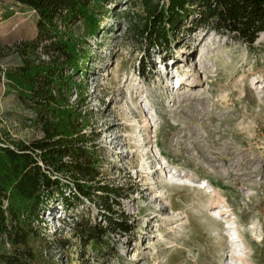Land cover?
Masks as SVG:
<instances>
[{"label": "rangeland", "instance_id": "374dc122", "mask_svg": "<svg viewBox=\"0 0 264 264\" xmlns=\"http://www.w3.org/2000/svg\"><path fill=\"white\" fill-rule=\"evenodd\" d=\"M106 9L99 34L87 39L85 69L73 74L82 96H69L81 100L102 181L126 189L120 210L132 231H110L102 249L85 245L73 219L104 224L99 204L69 207L55 195L42 231L69 243L48 256L58 264H81V256L87 264H264V39L249 48L192 18L169 45L151 47L139 31L141 0H111ZM34 34V11L0 0L2 70ZM33 118L1 71L0 136L41 137Z\"/></svg>", "mask_w": 264, "mask_h": 264}, {"label": "trees", "instance_id": "16d2710c", "mask_svg": "<svg viewBox=\"0 0 264 264\" xmlns=\"http://www.w3.org/2000/svg\"><path fill=\"white\" fill-rule=\"evenodd\" d=\"M16 1L34 11L35 34L16 44L19 61L0 73L33 111L42 136L29 141L0 136V264H58L49 249L64 248L69 240H50L41 227L55 195L69 207L83 200L99 204L104 224L83 215L73 219V235L85 245L102 249L110 231H132V221L120 210L126 189L102 181V157L89 146L94 139L79 121L86 115L81 100L69 96L72 89L82 96L73 74L85 69L87 39L99 34L111 0ZM141 5L139 31L151 47L169 45L174 30L192 18L249 48L264 33V0H141ZM80 260L87 264L83 256Z\"/></svg>", "mask_w": 264, "mask_h": 264}, {"label": "bare ground", "instance_id": "6f19581e", "mask_svg": "<svg viewBox=\"0 0 264 264\" xmlns=\"http://www.w3.org/2000/svg\"><path fill=\"white\" fill-rule=\"evenodd\" d=\"M205 39V36H203V37H201L198 41V43H197V45H199L200 43H201V41H203ZM264 38H262V37H260V38H258V41H260V40H263ZM203 55V54H202ZM202 55H201V57H202ZM192 75H194V73H192ZM196 82L194 81V79H193V82L191 81V82H184V86L185 87H190V86H193L194 84H195ZM178 89H180V87L178 88ZM192 95H190L189 97H191ZM134 121V120H133ZM136 121V120H135ZM135 123V122H134ZM135 124H137V123H135ZM134 126V125H133ZM137 126H136V128L134 129V131H133V133L134 134H136V135H138V137H139V139H136V140H138L137 141V143H136V147H137V150L138 149H144V137H141V135H142V131H140V130H142V129H139V131L141 132L140 134H138V132H137ZM144 151V150H143ZM162 192V191H161ZM160 192V193H161ZM164 195V194H163ZM158 196H162V193H161V195H158Z\"/></svg>", "mask_w": 264, "mask_h": 264}]
</instances>
